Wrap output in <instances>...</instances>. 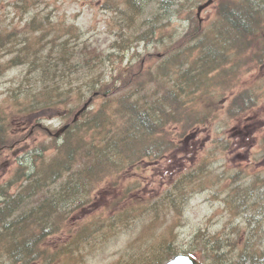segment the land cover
Returning a JSON list of instances; mask_svg holds the SVG:
<instances>
[{
    "label": "trees",
    "instance_id": "1",
    "mask_svg": "<svg viewBox=\"0 0 264 264\" xmlns=\"http://www.w3.org/2000/svg\"><path fill=\"white\" fill-rule=\"evenodd\" d=\"M145 1L127 0L129 13L122 10L126 16L116 11L117 21L111 29L128 32L125 37H116L108 47L97 41L75 40L81 34L76 24L53 26L48 17L46 20V16L34 14L26 27L19 30L0 17V75L12 67L25 66V79L16 88L19 91H12L16 96L12 107L24 113L21 119L26 116L39 120L61 104L71 105L67 108L70 127L61 141L55 138V143L43 149H53L54 153L41 162L33 158L35 169L31 175L26 165L20 164L12 178L0 184V264H78L94 253L100 242L108 243L122 229L133 225L137 212L147 222L168 223V209H183L182 202L177 204L176 193H168L166 188L158 199L124 205L120 216L81 218L75 228L69 226L71 216L93 201L92 190L99 183L109 180L115 187L128 169L145 159L154 161L168 154L172 144L168 140L169 122L181 123L185 132L191 124L195 126L208 117L209 112L200 115L201 109L189 106L186 99H192L201 88L207 90L208 82L213 80L217 86L220 80L244 86L239 73L255 69L264 61V52L259 51L264 44V0H228L221 5L223 29L229 24L223 39L233 43L226 45L237 61L227 57L228 51L220 50L223 41L206 40L209 35L197 34L202 30L195 28L170 47L165 45L161 56L150 55L158 63L149 68L142 62L119 64L109 75L95 74L105 64H115L118 50L124 52L134 43L156 38L152 28L135 34L140 25L135 30L134 25ZM39 2L16 0V5L27 12ZM158 2L168 6L167 0ZM106 6L116 8L108 1ZM38 31L41 33L34 37ZM6 55L11 57L4 60ZM125 59L124 53L121 60ZM233 68L236 69L228 78ZM153 69L164 71L155 75ZM92 95L94 105L74 122V113ZM99 98L101 101L95 104ZM248 103L247 96L236 94L228 112L231 116L241 115ZM9 129L0 128V148L13 145L18 139ZM184 187L183 181L176 184L180 192ZM124 189L130 190V186ZM119 195L111 207L118 204ZM235 196V205L248 211V233L243 245L233 253L226 249L223 237L215 236L203 250L215 252L212 264H264V250L254 248L260 238L259 229L264 227V180L256 176ZM67 227L70 230L66 236L52 242ZM237 239V243L242 241L241 236ZM184 249L172 231L161 239L157 236L144 252L125 249L117 264H164Z\"/></svg>",
    "mask_w": 264,
    "mask_h": 264
},
{
    "label": "rangeland",
    "instance_id": "2",
    "mask_svg": "<svg viewBox=\"0 0 264 264\" xmlns=\"http://www.w3.org/2000/svg\"><path fill=\"white\" fill-rule=\"evenodd\" d=\"M158 1L151 0L143 8L142 16L137 17V23L134 25L135 30L141 23L135 32L138 34L139 31L147 29L145 20L153 22L154 25L157 23L155 29L159 30L158 37L150 42L134 43L132 48L124 52L118 50L120 55L115 59V64L107 63L95 74L103 72L104 75H109L112 68L119 64L127 66L142 62L144 67L149 68L158 61L156 57H147L148 55L159 54L165 45L176 43L173 41L178 40L186 31L187 23L182 20L180 14L174 16L168 23V12L159 9ZM106 2L107 0H41L29 11L22 12L17 7L16 0H0V17L5 24L19 30L26 27V23L34 14L41 18L46 16V20L48 17L53 26L76 24L81 34L76 36L75 40L97 41L108 47L116 37L126 36L128 31L117 33L111 27L117 21L116 13L121 11L124 14L122 10L128 9L125 0H108L109 4L116 7L113 9L108 8ZM185 11V14L193 15L190 9ZM158 13L164 15V18L155 23V16ZM213 13L214 10L210 7L204 12L203 17H209ZM124 15L126 16V13ZM227 27L228 25L223 29L224 32L228 31ZM40 33L41 31H38L34 37ZM203 33L216 34L218 31L214 25L205 24ZM222 48L225 52L232 51L231 47L225 44H222ZM124 53L126 59L123 61L121 58ZM10 57L11 55H6L3 59L7 60ZM229 58L231 59V55ZM231 66L229 61L228 69ZM234 70L233 68L229 71L228 78ZM24 72L25 66L21 65L7 69L0 75V128L9 127L12 134L15 132L18 134L14 145L0 148V184L8 177L12 178V173L20 164L29 166L34 163L33 158L41 162L54 153L53 149L43 152L44 147L55 143L54 136L47 134L45 129H36L29 134L38 117L25 116V119H21L24 113L19 108L12 107V101L16 98L12 91L25 79ZM160 73L157 71L155 75ZM239 76L244 79V86H237L236 90L249 88V92L254 95V105L251 109L248 108L240 116L231 117L227 112L229 105L225 97H230L233 93V86L227 88L217 86L213 81L208 82L207 92L214 93L217 103L208 108L207 106L200 108L205 106L201 93L198 100L196 95L193 96L192 100L199 106L198 109H201V114L206 115L207 111L215 107L214 114L209 115L210 119L207 122L194 127L200 131L197 137L188 140L186 135L180 136L179 131L170 126L173 131H170L169 137L176 144L173 150L161 159H154L152 163L145 159L128 169L123 174L122 181H118L115 187L109 184V180L103 184L99 183L96 189L92 190L93 201L71 216L69 226L75 228V223L81 218L91 219L98 215L120 216L124 205L134 206L148 199H158L160 193L166 188L168 190V187V193L176 192L175 186L181 180L185 182L187 190L182 212L168 210V223L147 222L148 219H144V215L137 212L133 225L128 229H122L108 243L100 242L94 253L86 256L85 260L78 264H117L125 249L146 250L149 244L155 242L157 236L161 239L165 235H170L172 231L174 235H178L177 242L186 248L184 242L198 231L207 236L208 234L227 236L234 235L239 224L242 228L245 227L244 214L238 213L234 207V199H237L235 192L243 190L256 176L260 175L264 180V64L255 71L239 73ZM77 84L75 81L74 85ZM149 84L156 87L155 82ZM23 94L22 101L25 100ZM100 101L101 98L95 104ZM70 106L61 104L55 110L48 111L44 117L46 120L43 121L45 126L54 130L60 128L67 121L63 115L68 112L67 108ZM127 186H130V190L124 189ZM117 195L118 204L111 207ZM174 219L179 220V225L173 228L169 223ZM69 230L67 227L66 231L54 236L52 242L60 241ZM199 249L202 256L207 255L202 248Z\"/></svg>",
    "mask_w": 264,
    "mask_h": 264
},
{
    "label": "water",
    "instance_id": "3",
    "mask_svg": "<svg viewBox=\"0 0 264 264\" xmlns=\"http://www.w3.org/2000/svg\"><path fill=\"white\" fill-rule=\"evenodd\" d=\"M211 2H212V0H209L205 5L200 7V10L203 7L209 5ZM90 102H91V99L85 103V105L83 106V108L81 110H79V112L76 115V118L82 111H84L88 107ZM66 128H67V126L60 129L56 133V135L57 136L60 135V133H62ZM167 264H200V263L197 260H195L194 258H192L191 256H177L173 261H171L170 263H167Z\"/></svg>",
    "mask_w": 264,
    "mask_h": 264
},
{
    "label": "bare ground",
    "instance_id": "4",
    "mask_svg": "<svg viewBox=\"0 0 264 264\" xmlns=\"http://www.w3.org/2000/svg\"><path fill=\"white\" fill-rule=\"evenodd\" d=\"M27 172L29 175H31L32 172H34V169H35V163H31V165L27 166Z\"/></svg>",
    "mask_w": 264,
    "mask_h": 264
}]
</instances>
